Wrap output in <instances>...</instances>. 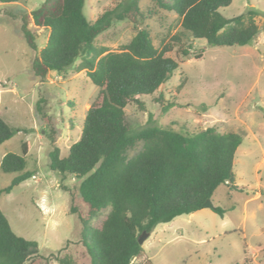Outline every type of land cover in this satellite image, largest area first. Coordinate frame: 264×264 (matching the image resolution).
Masks as SVG:
<instances>
[{
    "label": "rangeland",
    "instance_id": "374dc122",
    "mask_svg": "<svg viewBox=\"0 0 264 264\" xmlns=\"http://www.w3.org/2000/svg\"><path fill=\"white\" fill-rule=\"evenodd\" d=\"M43 1L0 0V114L14 131L0 143V163L7 152L22 153L27 142L26 169L35 172L10 192H2L0 207L17 234L38 244L39 254L25 264L38 256L61 264L52 255L75 256L81 248L77 217L69 212L70 192L64 189L73 187L77 179L63 178L52 170L49 151L58 145L62 156L69 153L99 89L86 70L49 71L45 77L32 73L33 56L44 47L49 31L29 24L36 36L34 50L20 35L18 24L22 14ZM116 2L86 0L84 13L95 20ZM139 4L144 19L139 23L114 20L95 43L108 51L119 50L140 28H147L162 49L180 31L178 15L161 7L158 0H139ZM248 7L259 12L261 31L255 42L211 46L205 39H184L190 58H184L176 45L166 54L179 61L177 70L154 94L141 97L145 109L134 102L126 107L134 129L157 124L178 130L213 126L219 131L244 132L235 154L234 182L221 184L211 198L214 206L226 210L224 216L203 207L158 223L143 240L144 256L133 258L134 264H264V0H233L220 11L233 17ZM18 174L0 167V190Z\"/></svg>",
    "mask_w": 264,
    "mask_h": 264
},
{
    "label": "trees",
    "instance_id": "16d2710c",
    "mask_svg": "<svg viewBox=\"0 0 264 264\" xmlns=\"http://www.w3.org/2000/svg\"><path fill=\"white\" fill-rule=\"evenodd\" d=\"M85 1L44 0L22 14L18 24L20 35L34 50L36 36L29 24L49 31L44 47L33 56L34 76L70 68L86 70L99 87L81 136L69 153L62 156L58 145L49 151V167L63 178L77 179L73 187L64 189L70 192L69 212L77 217L76 237L81 244L75 256H52L61 264H134L133 258L145 254L139 242L144 231L152 232L160 222L202 209L221 184L234 182L235 154L244 132L219 131L213 126L178 130L157 124L134 129L126 107L134 102L145 109L141 97L154 94L177 70L179 61L166 54L176 45L184 58H190L184 39H205L211 46L255 42L261 31L259 12L248 7L226 17L220 8L233 0H158L161 7L178 15L180 31L159 49L150 31L140 28L119 50L108 51L95 43L96 37L114 20L139 23L145 13L139 0H117L90 20L84 13ZM183 85L184 80L179 87ZM13 133L0 114V143ZM139 144L140 149L129 155ZM28 150L24 142L22 153L7 152L2 157L1 169L19 174L0 194L34 175L26 169ZM213 210L221 216L226 211L220 206ZM38 254V244L17 234L0 207V264H25ZM30 264H51V259L38 256Z\"/></svg>",
    "mask_w": 264,
    "mask_h": 264
},
{
    "label": "water",
    "instance_id": "95a60500",
    "mask_svg": "<svg viewBox=\"0 0 264 264\" xmlns=\"http://www.w3.org/2000/svg\"><path fill=\"white\" fill-rule=\"evenodd\" d=\"M203 207H210V208H214L215 206H214V204H213V202L211 201V198H208L206 201H205V203L203 204ZM150 232H146V231H144L141 235H140V237H139V242L142 244L143 243V240H144V238L149 234Z\"/></svg>",
    "mask_w": 264,
    "mask_h": 264
}]
</instances>
